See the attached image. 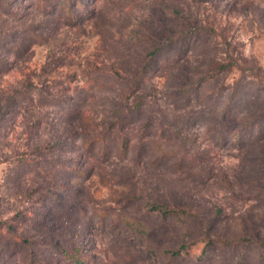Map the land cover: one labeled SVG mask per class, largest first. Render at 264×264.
Wrapping results in <instances>:
<instances>
[{"label":"rangeland","instance_id":"rangeland-1","mask_svg":"<svg viewBox=\"0 0 264 264\" xmlns=\"http://www.w3.org/2000/svg\"><path fill=\"white\" fill-rule=\"evenodd\" d=\"M263 110L264 0H0V264H264Z\"/></svg>","mask_w":264,"mask_h":264},{"label":"trees","instance_id":"trees-1","mask_svg":"<svg viewBox=\"0 0 264 264\" xmlns=\"http://www.w3.org/2000/svg\"><path fill=\"white\" fill-rule=\"evenodd\" d=\"M176 43L181 44L180 45L181 50L183 49L185 51L188 49L187 43H189V40L186 38V35H183V33H182L181 35H179L175 38H170L168 41L163 42L161 45L154 47L153 50H151L149 52V54L151 56H154L161 51L168 50L171 46H173ZM123 93L125 95V92H123ZM129 96H130V94H127L125 97H129ZM140 104H141V102H140V100H138V103L136 104V106H139ZM233 107L234 106H230L229 109L224 108L221 112H217L218 117H220L219 122L224 120V118L227 119L228 114L230 113L229 110ZM140 110H141V107H140ZM238 119H239V121L241 120V122L245 121V119H246V121H248L237 132L239 134L238 138H241L244 136V134H243L244 132L255 133L256 127L258 125L262 124V122H264V110L256 112L255 114H253L252 116H250L248 118L241 117ZM218 130H222L224 132L227 130V128H226V126H222V127L218 128ZM247 136H248V134H247ZM98 139H99V137L96 138L95 140H98ZM115 145L119 146V148H121V151L124 153L126 150V147H127V139L125 137L119 136L116 138ZM151 210L152 211H158L163 216H180V215H182V213H180L177 210H173L170 208H164L163 206H159V205H153ZM242 244L245 245L244 246L245 250L242 247L238 249L237 245L235 247H232L231 245H234V244L231 243V241H227V242H224L222 244H215V243H213V241H209L200 250V254H198L197 259L198 260H207V259L212 258V257L217 258L218 257L217 250H220L221 252H224V251L227 252V254L225 256L226 258L216 259L217 261L219 260L223 264H248L251 261V259L257 254V253H255V250L259 247L260 244H262V242L256 238L247 237ZM192 247H193V245H190V244L187 245V244L183 243L177 247L165 248V249L161 250V252H159V253H160V255L169 256L170 258H181V257L187 256V255L191 256L192 253H194L192 251V249H193ZM236 249H238L237 252H235ZM75 255H76V252H73L70 257H76ZM77 262L81 263L80 260H77Z\"/></svg>","mask_w":264,"mask_h":264}]
</instances>
